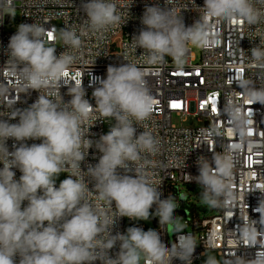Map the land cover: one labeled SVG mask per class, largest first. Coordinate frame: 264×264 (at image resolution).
Masks as SVG:
<instances>
[{"label": "clouds", "instance_id": "clouds-1", "mask_svg": "<svg viewBox=\"0 0 264 264\" xmlns=\"http://www.w3.org/2000/svg\"><path fill=\"white\" fill-rule=\"evenodd\" d=\"M82 7L92 31L122 22L114 0H86ZM202 7L204 23L186 26L171 9L147 6L141 18L144 27L131 39L132 46L146 50L150 63L165 56L180 63L189 44L205 42L204 24L209 20L238 17L254 24L260 16L251 0H204ZM53 38L52 33L49 39V31L41 25L20 24L8 44L24 90L38 96L17 111L16 123L0 120V264H172L174 259L189 260L195 239L182 234L185 225L174 218L175 198L161 199L160 184L147 176L143 165L135 172L130 167L141 161L142 153L158 151L152 134H138L135 126L150 118L154 106L145 73L131 62L110 65L106 78L93 88L95 104L86 98L79 82L68 88L71 99L65 101L59 90L65 87V73L75 57L57 55ZM55 39L74 49L82 43L75 30H61ZM252 55L264 59L260 49H253ZM94 111L115 121L95 141L86 135V127L93 126ZM10 139L12 150L7 144ZM29 140L40 143L28 144ZM94 144L100 153L98 162L84 169L81 164ZM213 162L215 167L207 160L198 161L197 181L204 188L203 202L215 207L218 201L211 197L230 194L226 181L232 175V164L220 155ZM14 169L21 173L19 179ZM68 169L71 174L59 180ZM82 173L92 178V188ZM92 189L101 204L90 202ZM180 198L186 199L184 194ZM113 206L114 214L105 210ZM151 216L158 217L170 235L179 234L177 241L169 246L157 230L137 226L113 234L119 218L147 221ZM241 234L245 243L255 244L254 226H245ZM117 244L118 251L112 255ZM206 264L217 262L210 257ZM253 264H264V251L257 253Z\"/></svg>", "mask_w": 264, "mask_h": 264}, {"label": "built area", "instance_id": "built-area-1", "mask_svg": "<svg viewBox=\"0 0 264 264\" xmlns=\"http://www.w3.org/2000/svg\"><path fill=\"white\" fill-rule=\"evenodd\" d=\"M85 2L0 0V120L16 123L13 117L17 111L30 106L38 96L35 91L24 90L8 50L10 38L18 27L5 29V23L11 19L6 11L15 5L20 11L18 26L41 25L53 33L51 45L56 48L57 55L67 53L75 57L69 75L63 80L65 87L59 90L65 101L71 99L68 88L79 82L87 92L86 98L95 104L93 88L99 79L106 78L107 68L135 63L145 73L154 99L150 118L135 126L138 134L145 131L152 134L158 141V151L155 154L142 153L141 161L130 167L135 172L138 165H143L147 176L155 184H160L161 199L175 198L173 215L179 216L185 225L182 234L195 239V251L190 259H174L172 264H195L207 251H215L221 264H253L257 253L264 251V59L256 60L252 55L253 49L264 51V0H251L253 7L260 10L257 23L249 24L238 17L209 20L204 24L207 39L199 45V58L189 44L180 63H175L169 56L150 63L146 50L134 48L131 39L144 27L141 18L147 6L171 9L186 26H193L204 23V0H114L122 22L101 32L88 28L82 7ZM56 21L60 24V31L75 30L81 36L79 49L55 39ZM173 116H193L199 124L175 125ZM114 123L113 119L100 117L94 111L90 121L93 126L90 130L86 127V135L93 141L98 140ZM13 143L8 140L9 150H12ZM27 143L40 141L29 140ZM217 155L227 157L232 164V175L226 181L230 194L211 197L218 201L213 207L214 213L200 215V209L206 207L198 208L190 203L180 186L195 187L203 194L204 188L197 181L198 161L207 160L215 167L213 158ZM99 156L94 144L81 167L86 169L95 165ZM14 171L19 179L21 173L18 169ZM118 171L123 172V169ZM66 174H71V169L65 172V178ZM82 175L92 188V178L86 173ZM181 194L186 199L182 200ZM89 200L93 204L102 203L96 199L94 189L89 192ZM155 207L153 205L150 211L154 212ZM105 210L115 213L114 206ZM177 210L185 211V216L181 217ZM194 211L197 217H194ZM126 219L117 220L113 234L125 232ZM155 224V230L165 244L171 246L177 241L179 234L169 236L167 226L159 225L158 217ZM135 226L144 229L143 224ZM245 226L255 227V244L245 243L241 234ZM118 248L119 244L111 254L115 255Z\"/></svg>", "mask_w": 264, "mask_h": 264}, {"label": "rangeland", "instance_id": "rangeland-1", "mask_svg": "<svg viewBox=\"0 0 264 264\" xmlns=\"http://www.w3.org/2000/svg\"><path fill=\"white\" fill-rule=\"evenodd\" d=\"M16 6L17 5L7 9V11H6V13L11 16V19L7 23H5V29L6 30H15L18 27L19 18H20V11ZM54 25L56 26L57 35H58L60 33V24H59V22L56 21L54 23ZM191 49H192L193 53L197 56V58H199V55H200L199 45L192 44ZM172 123L175 125L183 124L185 126L199 124L196 121V118L193 116H186V117H182V118L173 116L172 117ZM64 178H65V173H61L59 180H62ZM59 180L57 181V186L59 184ZM180 189H181L182 193H184L188 196V201L190 203L194 204L198 208L206 207V209H200V211H199L200 215L205 214L206 216H209V215H212L214 213L213 207L208 205V204H205L203 202V194L200 193V191L197 188H195V187L191 188L187 185H181ZM174 218L179 223L182 224V220L179 216L174 215ZM134 222L135 221H133V220H128V218L126 219V221H125V232H126L127 228L135 226ZM167 231H168V235L171 236L172 234L171 235L169 234L168 227H167ZM210 257L214 258L216 260L217 264H221V259L215 251L205 252L202 259L200 261H197L195 264H206V261Z\"/></svg>", "mask_w": 264, "mask_h": 264}, {"label": "trees", "instance_id": "trees-1", "mask_svg": "<svg viewBox=\"0 0 264 264\" xmlns=\"http://www.w3.org/2000/svg\"><path fill=\"white\" fill-rule=\"evenodd\" d=\"M194 217H197V212L194 211ZM156 221V217L155 216H151L147 221L144 220H136L134 222V225H138V224H143L144 225V230L147 231L149 228L151 229H155L154 227V223ZM197 231V229H194Z\"/></svg>", "mask_w": 264, "mask_h": 264}, {"label": "water", "instance_id": "water-1", "mask_svg": "<svg viewBox=\"0 0 264 264\" xmlns=\"http://www.w3.org/2000/svg\"><path fill=\"white\" fill-rule=\"evenodd\" d=\"M177 213L181 216V217H184L186 212L183 211V210H177ZM156 226V224L154 223V227Z\"/></svg>", "mask_w": 264, "mask_h": 264}, {"label": "snow or ice", "instance_id": "snow-or-ice-1", "mask_svg": "<svg viewBox=\"0 0 264 264\" xmlns=\"http://www.w3.org/2000/svg\"><path fill=\"white\" fill-rule=\"evenodd\" d=\"M49 39H52V33L49 32ZM69 75V73H65V77H67Z\"/></svg>", "mask_w": 264, "mask_h": 264}]
</instances>
